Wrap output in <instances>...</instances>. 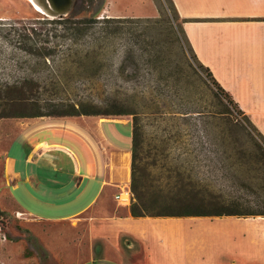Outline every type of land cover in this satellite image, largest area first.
I'll return each instance as SVG.
<instances>
[{"label":"rangeland","instance_id":"rangeland-1","mask_svg":"<svg viewBox=\"0 0 264 264\" xmlns=\"http://www.w3.org/2000/svg\"><path fill=\"white\" fill-rule=\"evenodd\" d=\"M99 7L102 10L97 14ZM82 8L85 10L79 11ZM77 12L76 20L95 15L129 20L109 24L115 33L105 40V34L98 30L79 34L69 29L72 16L48 17L30 0H0V82H40L35 97L41 105L85 101L137 112L144 130L140 164L148 197L181 187L197 189L200 179L205 180L206 189L235 194L229 182L217 178L229 164L225 135L236 128V114L228 113L216 90L190 66L171 35L165 16L170 12L167 1L82 0ZM153 12L156 16L150 17ZM89 51L97 59L88 58ZM114 118L132 123L128 115ZM4 150L5 145L0 144V159ZM157 166L161 172L178 166L183 180L168 181L155 169ZM1 184L0 172V190ZM128 192L130 205L129 188ZM119 204L123 205L120 200ZM4 212L0 218V264L156 261L128 234H107L105 240L95 236L88 215L81 221L37 224L26 221L14 209ZM131 243L139 251L129 250ZM176 260H182V253L173 250L169 261L175 264Z\"/></svg>","mask_w":264,"mask_h":264},{"label":"crops","instance_id":"crops-1","mask_svg":"<svg viewBox=\"0 0 264 264\" xmlns=\"http://www.w3.org/2000/svg\"><path fill=\"white\" fill-rule=\"evenodd\" d=\"M172 1L194 54L264 135V0ZM132 129L101 116L1 120V209L37 224L88 215L95 236L128 234L154 264H172L173 250L182 253L175 264H264V217L133 218L119 204L130 189Z\"/></svg>","mask_w":264,"mask_h":264},{"label":"trees","instance_id":"trees-1","mask_svg":"<svg viewBox=\"0 0 264 264\" xmlns=\"http://www.w3.org/2000/svg\"><path fill=\"white\" fill-rule=\"evenodd\" d=\"M169 13H165L169 31L178 43L182 53L188 59L190 66L200 73L207 84L211 85L217 96L224 102V107L229 114L235 113L237 120L236 128H230L225 135V141L229 145L227 157L229 164L222 168L220 178L230 183L235 194L226 195L211 191L200 179L196 184L197 189L171 190L167 194L146 195V186L142 181V150L144 147V130L141 120L135 111L126 110L121 107H104L99 104L85 101H63L48 102L41 105L36 100L35 94L40 91V82L28 79L0 82V120L3 118H37V117H132L131 149V181L130 191L132 200L129 205L130 214L133 218H192V217H237L257 218L264 217V135L252 123L250 118L240 109L234 100L217 81L211 70L204 66L194 54L185 32L183 30L184 20L180 18L172 0H166ZM82 0H75L68 16L71 30L85 34L98 30L105 34V40L110 39L112 23L128 22V18H98L95 15L82 20L74 19ZM85 10L84 8L79 11ZM102 7L96 11L99 14ZM110 42V41H109ZM125 53L130 51L125 50ZM29 53H32L29 51ZM88 58L97 59L96 55L88 52ZM91 54V55H90ZM239 143L241 144L239 146ZM155 169H159L158 166ZM168 181L183 180V174L178 166H170L158 170ZM175 191V192H173ZM5 212L0 208V218Z\"/></svg>","mask_w":264,"mask_h":264},{"label":"bare ground","instance_id":"bare-ground-1","mask_svg":"<svg viewBox=\"0 0 264 264\" xmlns=\"http://www.w3.org/2000/svg\"><path fill=\"white\" fill-rule=\"evenodd\" d=\"M30 2L34 5V7L38 11L42 12L44 15H47V16H50V17H57V15L53 11H51V7L49 6V4L45 3L46 0H30ZM119 200L122 202L123 205H128V203H129V192L128 191H124L121 194V197H120ZM258 219H263L264 220V218H258ZM263 233H264V231H263Z\"/></svg>","mask_w":264,"mask_h":264},{"label":"water","instance_id":"water-1","mask_svg":"<svg viewBox=\"0 0 264 264\" xmlns=\"http://www.w3.org/2000/svg\"><path fill=\"white\" fill-rule=\"evenodd\" d=\"M74 1L75 0H46L45 3L49 4L51 11H53L57 17H64L69 15Z\"/></svg>","mask_w":264,"mask_h":264},{"label":"built area","instance_id":"built-area-1","mask_svg":"<svg viewBox=\"0 0 264 264\" xmlns=\"http://www.w3.org/2000/svg\"><path fill=\"white\" fill-rule=\"evenodd\" d=\"M130 197V196H129Z\"/></svg>","mask_w":264,"mask_h":264}]
</instances>
